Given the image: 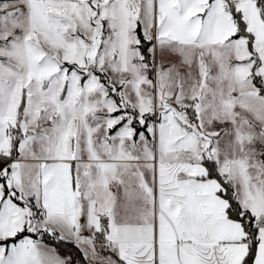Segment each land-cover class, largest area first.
<instances>
[{"label":"snow or ice","instance_id":"6c2138e0","mask_svg":"<svg viewBox=\"0 0 264 264\" xmlns=\"http://www.w3.org/2000/svg\"><path fill=\"white\" fill-rule=\"evenodd\" d=\"M0 264H264V0H0Z\"/></svg>","mask_w":264,"mask_h":264}]
</instances>
